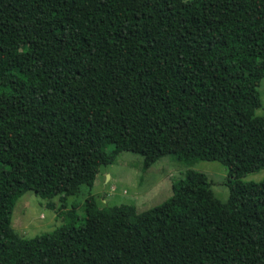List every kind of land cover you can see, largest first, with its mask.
Wrapping results in <instances>:
<instances>
[{
    "label": "trees",
    "instance_id": "1",
    "mask_svg": "<svg viewBox=\"0 0 264 264\" xmlns=\"http://www.w3.org/2000/svg\"><path fill=\"white\" fill-rule=\"evenodd\" d=\"M6 71L0 139L25 151L0 148V264H264V180L237 182L264 168V0H0ZM170 130L186 132L183 167H224L225 203L187 172L146 211L68 205ZM28 192L58 196L62 225L19 235Z\"/></svg>",
    "mask_w": 264,
    "mask_h": 264
},
{
    "label": "rangeland",
    "instance_id": "2",
    "mask_svg": "<svg viewBox=\"0 0 264 264\" xmlns=\"http://www.w3.org/2000/svg\"><path fill=\"white\" fill-rule=\"evenodd\" d=\"M14 73L6 71L0 75V86L11 81ZM261 107L256 114L264 116V79L258 88ZM0 148L22 155L25 146L18 142L0 139ZM186 158L185 130H170L164 133L150 154L142 156L120 153L116 161L100 169L91 190L83 187L80 194L67 200L68 205L81 202L87 193L95 197L102 209H113L127 205L137 212L146 211L165 202L171 195V185L187 172H201L211 183L214 196L225 203L229 196L228 180L224 167L219 162L199 161L194 167H183ZM33 172L36 168L32 169ZM264 180V168L237 180L239 183H259ZM72 203V204H71ZM59 197H47L28 192L14 206L12 228L24 238H34L51 232L62 225L58 216Z\"/></svg>",
    "mask_w": 264,
    "mask_h": 264
}]
</instances>
